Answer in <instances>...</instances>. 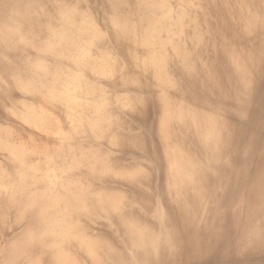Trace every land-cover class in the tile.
<instances>
[{"label":"bare ground","instance_id":"bare-ground-1","mask_svg":"<svg viewBox=\"0 0 264 264\" xmlns=\"http://www.w3.org/2000/svg\"><path fill=\"white\" fill-rule=\"evenodd\" d=\"M99 2L0 0V264H264V0Z\"/></svg>","mask_w":264,"mask_h":264},{"label":"rangeland","instance_id":"rangeland-1","mask_svg":"<svg viewBox=\"0 0 264 264\" xmlns=\"http://www.w3.org/2000/svg\"><path fill=\"white\" fill-rule=\"evenodd\" d=\"M93 3H92V5H94L95 7H97V6H99V4H100V2H99V0H91ZM95 1H97V2H95ZM173 4H175V3H173ZM53 118L55 119V120H57V118H60V116H58V115H53ZM59 121V120H58ZM64 122H63V125H64V129H67V127L70 125V123H66L65 122V120H63ZM61 124V123H60ZM107 147V146H106ZM108 148V147H107ZM43 151V150H42ZM115 154H119V152L117 151V150H112ZM116 151V152H115ZM42 154H43V156L45 155L44 154V152H42ZM5 156L3 157V155H0V162H3V161H5Z\"/></svg>","mask_w":264,"mask_h":264}]
</instances>
